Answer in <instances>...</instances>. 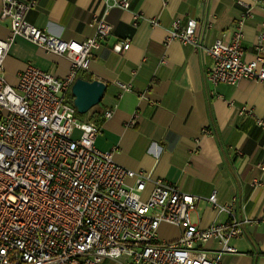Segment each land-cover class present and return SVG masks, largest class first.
I'll use <instances>...</instances> for the list:
<instances>
[{
	"label": "built area",
	"instance_id": "2783aa9c",
	"mask_svg": "<svg viewBox=\"0 0 264 264\" xmlns=\"http://www.w3.org/2000/svg\"><path fill=\"white\" fill-rule=\"evenodd\" d=\"M37 1L1 0L0 21H8L9 34L0 40V264L121 260L133 264H221L224 255L235 254L230 241L240 237L244 227L264 220V215L237 220L231 210L235 199L229 205H219L213 192L208 203L216 214H227L229 219L200 229L190 219L197 196L119 166L112 159L114 150H98L95 139L102 129L88 118L78 120L71 88L87 71L92 50L112 35V26L106 14L93 15V37L83 42L63 41L27 21ZM111 1L112 7L128 8L126 0ZM257 1L264 12V0ZM251 18L250 9H245L231 40H214L206 48L201 47L200 31L211 24L190 18L182 25L175 18L168 39L205 52L211 64L204 80L211 87H234L244 80L264 87V21L258 26L252 59L242 60V29ZM150 24L157 25L152 20ZM17 38L68 58L67 75L56 78L27 65L18 74L15 87L7 84L3 62ZM130 44L131 40L125 39L112 50L120 55ZM120 87L131 90L127 84ZM237 114L252 117V111L244 108ZM102 115L109 119L112 112L106 110ZM135 118L129 122L131 126ZM255 123L264 131V121L255 119ZM202 133L211 134L208 129ZM257 168L264 172V164ZM147 185L151 188L145 194ZM260 185L257 180L252 182V186ZM161 225L178 228V239L160 240L157 232ZM211 241L220 246L212 259L203 247Z\"/></svg>",
	"mask_w": 264,
	"mask_h": 264
},
{
	"label": "crops",
	"instance_id": "0c3cea01",
	"mask_svg": "<svg viewBox=\"0 0 264 264\" xmlns=\"http://www.w3.org/2000/svg\"><path fill=\"white\" fill-rule=\"evenodd\" d=\"M128 8L112 7L111 0H38L27 21L44 33L63 41L83 42L95 34L93 15L106 14L112 26L110 35L91 52L85 80H98L106 89L101 101L84 118L100 125L95 139L100 151L114 150L119 166L141 172L151 180L162 179L184 193L199 198L190 219L198 228L226 222L227 214H216L208 203L214 192L219 205H232L237 220L258 219L264 215V131L255 119L264 121V87L244 80L237 86L211 87L204 73L211 60L202 49L169 40L173 19L182 25L187 19L211 24L200 31V44L206 48L214 40L229 42L245 9L252 18L243 29L242 60L253 57V45L264 12L257 0H126ZM1 10V0H0ZM138 18L137 20L135 19ZM157 25H151L150 21ZM9 34L8 21H0V40ZM130 39L123 54L112 48ZM264 57V54H263ZM33 65L56 78L69 71L65 56L47 53L41 47L17 38L4 62L7 84L17 85L18 74ZM130 85L123 91L120 85ZM252 117L238 116L240 109ZM109 110V119L103 112ZM135 124L129 122L133 117ZM208 129L211 134L204 135ZM257 180L260 186H252ZM133 181H127L132 184ZM151 186L147 185L145 194ZM158 238L168 242L180 236L176 227L161 225ZM235 254L223 256L221 264H264V220L244 227L243 234L230 241ZM207 257H216L220 246L203 245ZM105 264H133L105 261Z\"/></svg>",
	"mask_w": 264,
	"mask_h": 264
},
{
	"label": "water",
	"instance_id": "95a60500",
	"mask_svg": "<svg viewBox=\"0 0 264 264\" xmlns=\"http://www.w3.org/2000/svg\"><path fill=\"white\" fill-rule=\"evenodd\" d=\"M105 85L98 81H87L78 78L71 88L73 105L79 114H87L100 101L105 91Z\"/></svg>",
	"mask_w": 264,
	"mask_h": 264
},
{
	"label": "rangeland",
	"instance_id": "374dc122",
	"mask_svg": "<svg viewBox=\"0 0 264 264\" xmlns=\"http://www.w3.org/2000/svg\"><path fill=\"white\" fill-rule=\"evenodd\" d=\"M85 115H86V114H79V113H78V115H77L78 120L81 121V120L84 118ZM76 134H77V133H75V136H76ZM75 136H74V137H75ZM161 240H162V239H161ZM164 241H166V240H164Z\"/></svg>",
	"mask_w": 264,
	"mask_h": 264
},
{
	"label": "trees",
	"instance_id": "16d2710c",
	"mask_svg": "<svg viewBox=\"0 0 264 264\" xmlns=\"http://www.w3.org/2000/svg\"><path fill=\"white\" fill-rule=\"evenodd\" d=\"M79 78H81V79H84L85 80V78L84 77H82V76H80ZM88 81V80H87ZM77 115H78V113H77ZM87 115V114H86ZM85 117V116H84ZM78 118V117H77ZM83 119H85V118H83ZM82 119V120H83ZM89 119V118H88ZM90 120V119H89ZM92 121V120H91ZM94 122V121H93ZM94 123H96V122H94Z\"/></svg>",
	"mask_w": 264,
	"mask_h": 264
}]
</instances>
